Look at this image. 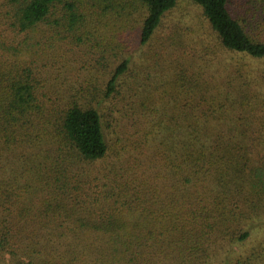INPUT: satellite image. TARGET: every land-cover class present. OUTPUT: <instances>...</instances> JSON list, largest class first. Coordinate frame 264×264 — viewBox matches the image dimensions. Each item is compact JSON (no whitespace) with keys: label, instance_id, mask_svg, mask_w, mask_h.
Instances as JSON below:
<instances>
[{"label":"trees","instance_id":"16d2710c","mask_svg":"<svg viewBox=\"0 0 264 264\" xmlns=\"http://www.w3.org/2000/svg\"><path fill=\"white\" fill-rule=\"evenodd\" d=\"M261 233L264 0H0V264H260Z\"/></svg>","mask_w":264,"mask_h":264},{"label":"rangeland","instance_id":"374dc122","mask_svg":"<svg viewBox=\"0 0 264 264\" xmlns=\"http://www.w3.org/2000/svg\"><path fill=\"white\" fill-rule=\"evenodd\" d=\"M200 15V10L196 7L192 6L190 3L186 1H181L171 12L170 17H179L184 18L191 21H196V18ZM260 237H257L254 243L252 244V248L260 254V252L264 253V248L260 251L259 246H264V233L260 234ZM260 264H264V258L260 259Z\"/></svg>","mask_w":264,"mask_h":264}]
</instances>
